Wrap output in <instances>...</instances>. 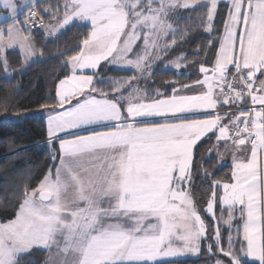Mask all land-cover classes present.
Wrapping results in <instances>:
<instances>
[{"label":"snow or ice","instance_id":"1","mask_svg":"<svg viewBox=\"0 0 264 264\" xmlns=\"http://www.w3.org/2000/svg\"><path fill=\"white\" fill-rule=\"evenodd\" d=\"M218 2L65 0L57 8L50 34L74 21L88 31L67 61L72 74L57 83L53 103L39 106L38 114L47 117L48 145L58 141L59 150L37 188L25 191L15 218L0 223V264H19L33 248L56 250L48 264H176L174 258L199 254L207 229L191 195V174L195 149L213 137L205 162L222 163L231 150L232 171L227 182L212 181L205 210L215 219L222 188L224 223L231 227L238 211L242 239L234 241L230 232L225 248L217 227L215 249L210 244L208 252L227 258L215 264H243L245 257L264 264V0H227L215 60L211 68L201 64L202 79L173 87L171 95L139 87L145 69L150 75L151 62L171 47L160 43L174 32L170 14L206 8L205 30L211 33ZM0 8L16 16L14 0H0ZM36 15L29 9L27 20ZM17 46L24 62L34 55L29 36L15 23L0 27V53ZM208 46L215 41L209 39ZM102 62L135 71L108 81L95 79L96 71L86 74ZM3 71L10 75L6 57ZM101 83H110L111 92L98 89ZM193 88L198 91L181 94ZM245 97L253 107L237 105L235 115L218 111L246 103ZM201 112L205 118L186 115ZM81 128L88 134L73 131ZM211 176L204 171L205 178Z\"/></svg>","mask_w":264,"mask_h":264},{"label":"trees","instance_id":"2","mask_svg":"<svg viewBox=\"0 0 264 264\" xmlns=\"http://www.w3.org/2000/svg\"><path fill=\"white\" fill-rule=\"evenodd\" d=\"M65 0H40L36 7L42 18L43 25L53 21L57 8H63ZM203 3V2H201ZM206 8L196 7L182 9L171 21L173 33L163 38L161 47L175 43L162 51L170 60L174 55L179 56L178 63L182 65L180 71L165 68L160 62L154 67L147 83V90L152 93L155 90L170 95L173 87L192 85L198 77V68L201 64L211 67L215 60L219 39L224 28V19L227 16L228 4H218V11L214 17L211 33L205 30ZM61 17L63 12L60 13ZM39 27L35 30H26L35 51L40 58L25 66H21V57L17 51H7L0 56V221L13 218L24 199L26 190L34 189L52 167L53 152H58L57 142L52 148L48 145L46 123L43 115L33 114L39 110V106L45 103H53L56 85L69 73L68 59L76 54L78 46L86 36L88 28L83 23H73L64 28L53 37L45 35ZM215 41V47L208 46V40ZM7 58L11 76L6 77L3 71V60ZM185 57L184 59H180ZM97 71L95 79L105 78L102 74L110 73L113 76L130 74L129 71L106 70L107 64ZM108 81V80H105ZM98 89L111 92L110 83L97 84ZM7 97L5 100L4 98ZM151 98V97H150ZM21 113L22 115H17ZM26 114V115H25ZM205 117V115L191 116L190 118ZM88 131L79 134H87ZM215 144V137L209 142L206 138L195 149V165L192 170L191 195L194 203L204 216L206 225V237L201 240V249L197 257L177 259L176 264H211L212 255L208 252V245H212L214 223L204 215V205L212 194V181L227 182L231 177V165L223 162L217 164L213 159L205 162L208 149ZM215 156V154H213ZM59 162V157L55 161ZM203 164V168L200 165ZM54 168H52V171ZM212 173L210 178L204 177V171ZM219 191V189H218ZM217 191V192H218ZM232 230L235 241L241 239L237 234V228ZM226 247V240H223ZM239 249L240 244H235ZM46 251L35 249L21 254L19 264H44ZM165 264V262L160 263ZM243 264H251V261H243Z\"/></svg>","mask_w":264,"mask_h":264},{"label":"rangeland","instance_id":"3","mask_svg":"<svg viewBox=\"0 0 264 264\" xmlns=\"http://www.w3.org/2000/svg\"><path fill=\"white\" fill-rule=\"evenodd\" d=\"M181 2H188V3H193V0H181ZM197 2L198 3H201V2H204V0H197ZM219 2H227V0H219ZM218 2V3H219ZM14 3L17 5V0H14ZM145 3H146V0H145ZM182 9H184V8H177L174 12H172L171 14H170V18H169V22L171 23V21H175V18H176V16L178 15V13L182 10ZM17 12H18V6H17ZM17 12H16V14H17ZM13 21H15V19H14V17H12L11 16V14H10V12L8 11V10H6V9H3V8H0V23L1 22H7V25L8 24H10V23H15V25H16V27H18V28H21L20 26H19V24H17V22H13ZM7 28V27H6ZM5 28V29H6ZM44 28H48V22H46L45 23V25H44ZM44 32V31H43ZM46 34H48L47 32H46ZM163 38V41L165 40V36L164 37H162ZM30 39V38H29ZM31 40V39H30ZM164 44H165V41H164ZM168 45H170V44H168ZM171 45H172V43H171ZM17 48H18V46H17ZM8 49H6L5 51H7ZM33 51H34V54H36L37 52H35V50H34V48H33ZM4 53L5 52H3V53H0V56L1 57H3L4 56ZM19 55H20V53H19ZM37 55H38V53H37ZM169 55V54H168ZM168 55H166V54H164V53H160V58L159 59H154L152 62H151V71L154 69V67L160 62V64L162 63L163 64V66L165 67V65H168V69H172V70H174V71H180L181 69H182V65L179 63V68H177L175 65H176V63H178V59H179V56H176V55H174L173 57H172V60H170L169 58H170V56H168ZM20 57H21V66L24 68L25 66H28L29 64H31L30 62L33 60L32 59V57L30 58V59H28L27 60V62H24V60H23V58H22V56L20 55ZM38 58H40L39 57V55H38ZM107 64V69L106 70H117V71H121V72H127V71H129L130 72V74H126V75H122V76H113L112 74H110V73H108V74H106V73H104V74H102V76L105 78V80H109L110 78L111 79H121V78H128V77H131L133 74H134V71L135 70H133V69H128V68H121V67H118V66H115V65H111V64H108V63H106V62H102L101 63V65L99 66V69L100 68H102L104 65L103 64ZM201 66V65H200ZM200 66H199V68H198V77H197V79H202L203 78V74L202 73H200V71H199V69H200ZM205 66V65H204ZM206 67H208V66H206ZM208 68H211V67H208ZM98 69V70H99ZM98 70H88V71H98ZM69 74L68 75H71L72 74V70H71V66L69 67ZM77 71H79V70H77ZM8 73H10V75L9 74H5L4 73V75L6 76V77H10L11 76V71H10V69L8 68ZM86 74H90V73H86ZM64 79V78H63ZM196 79V80H197ZM150 81V75H149V71H148V69H145V72H144V74H143V78H141L140 79V81H139V87L141 88V89H145L146 88V86H147V83ZM149 84V83H148ZM180 88V87H179ZM196 91H198V89H196V88H193L191 91H185V90H181V94H194ZM216 91H218L217 89H216ZM171 94H172V92H171ZM170 94V95H171ZM238 103H240L241 101H237ZM226 106V105H225ZM65 107H67V105L65 106ZM37 112H39V110H36V111H34V112H32L33 114H36ZM199 115H204L203 113H201V114H199ZM188 116H193V115H188ZM199 118H205V117H199ZM45 121L47 122V117H46V119H45ZM228 123V122H227ZM85 131H87V130H84V129H81V130H78V133H80V132H85ZM47 133V132H46ZM213 148V147H212ZM222 151V150H221ZM223 152V151H222ZM230 152V153H229ZM228 153L226 152V154H227V156L225 157V159L223 160V162H229V159H232V152H231V150L229 151ZM213 154H215V151L213 152ZM227 158H229V159H227ZM49 172V171H48ZM48 172H47V174H48ZM53 172V171H52ZM44 179V178H43ZM42 179V180H43ZM40 184V183H39ZM34 189H36V188H34ZM31 191V190H30ZM222 192H223V189L221 188V192H220V195L222 194ZM211 197V196H210ZM23 201V200H22ZM208 202V201H207ZM207 202H206V204L204 205V207H203V209H204V215L207 217V218H209V219H211L212 221H213V223H214V225H215V227H214V230H213V234H212V240H213V247H214V249H215V244H216V241L213 239V237H214V235H215V231H216V228L218 227L219 228V231H220V234H221V243L223 244V246L225 247V244L223 243V240H226L227 241V243H226V247L225 248H227L228 247V237H229V233L231 232V235H232V238H233V240L235 241V234H232V230L233 229H235L236 228V226L237 225H239V227H240V236H241V239H242V227H241V225H242V221L240 220V213L237 211L236 213H235V218L231 221V227L229 226V224H226V223H224V221L225 220H227L228 219V213H227V211H224V212H221L220 211V204H219V199H218V197H217V200H216V202H215V219H213V216L211 215V214H209L205 209H206V205H207ZM19 209V208H18ZM199 214L201 215V213L199 212ZM201 217L202 218H204V216L203 215H201ZM15 218V216L13 217V218H11V219H14ZM11 219H8V220H5V221H0V223H5V222H7V221H9V220H11ZM202 239H204V238H202ZM201 239V240H202ZM35 249H42V248H33L31 251H34ZM42 250H45L46 251V258L44 259V264H48V262H49V257H50V255L51 254H54L55 253V249H53L52 250V253H50L48 250H46V249H42ZM30 251V252H31ZM28 253V252H27ZM23 254V253H22ZM198 256V254H196V255H193V254H187V255H185V256H182V257H177V258H174L175 260H177V259H182V258H192V257H197ZM220 258V259H227L226 257H223L222 256V254H219V253H217L216 255H212V259H211V264H215V261H216V259L217 258ZM63 258V254H61V256L60 257H57V259H62ZM68 259L69 260H71V256L69 255L68 256ZM243 261H250L248 258H243ZM161 262H164V261H161ZM160 262V263H161Z\"/></svg>","mask_w":264,"mask_h":264},{"label":"crops","instance_id":"4","mask_svg":"<svg viewBox=\"0 0 264 264\" xmlns=\"http://www.w3.org/2000/svg\"><path fill=\"white\" fill-rule=\"evenodd\" d=\"M40 0H17V6H18V12H17V14H16V16L14 17V19H15V21H13V22H17V24H19V26L21 27V30L22 31H24V33H25V31L27 30V28L25 27V25L23 24V22H22V14H23V12L27 9V8H29V7H31V6H34V5H36V3L37 2H39ZM219 3H221V2H219ZM218 3V4H219ZM224 3H227V2H224ZM228 4V3H227ZM73 23H83V22H80V21H74ZM72 23V24H73ZM52 24H54V21H51V22H48V26H50V25H52ZM0 27H3V28H6L7 27V22H1L0 23ZM67 27V26H66ZM41 29H43L44 30V32H45V35L46 36H48V37H53V36H55V35H57L58 33H60L63 29H61V30H59L58 32H56L55 34H50V29L49 28H44V25L43 26H41ZM223 31H224V28H223ZM223 31H222V34H223ZM46 32L48 33V34H46ZM222 36V35H221ZM219 47V46H218ZM34 48V47H33ZM12 50H14V51H17L18 53H20L19 52V48H17V47H14V48H11V49H8L7 51H12ZM35 50V49H34ZM7 51H5V53L7 52ZM36 52V51H35ZM4 53V54H5ZM38 58V55H37V53L36 54H34L33 56H32V61L30 62V63H32V62H34L36 59ZM70 67V64H68V68ZM212 67V66H211ZM231 67V66H230ZM86 71V73H92L93 71H88V70H85ZM70 72V71H69ZM69 74V73H68ZM76 74H80L79 73V71H77V73ZM68 76V75H67ZM66 77V76H65ZM64 77V78H65ZM63 79V78H62ZM256 83L258 84L259 83V80H257L256 81ZM218 91H219V89H217ZM245 102H240V103H238V102H236V104H234V105H232V107H231V109L229 108V106L228 105H224L223 107H220L219 109H218V111L220 112V113H224V112H226V111H231L232 112V114L233 115H235L236 114V110H233V108L235 107V106H237V105H243ZM209 111H212V110H209ZM202 113V112H201ZM201 113H195V114H186V115H193V116H198L199 114H201ZM204 114V113H203ZM216 114V112L215 111H213V115H215ZM205 115V114H204ZM44 116V118L46 119V114L45 115H43ZM189 117H191V116H189ZM157 120H159V118H156ZM228 122V120L227 119H225L224 120V123H227ZM45 123H46V132H47V122L45 121ZM81 129H84V130H86L85 128H81ZM81 129H74L73 131H76V132H78V130H81ZM47 134V133H46ZM88 134V133H87ZM87 134H82V135H87ZM61 136L63 137L64 136V134H61ZM47 139H48V135H47ZM57 145H58V148H59V143H58V141H57ZM249 148H250V145H249ZM220 150H222V151H224V148H223V145H221V149ZM230 151V150H229ZM229 151H227V153L229 152ZM230 153V152H229ZM227 156V154H226V152H225V154H224V156H223V160L225 159V157ZM227 159H229V158H227ZM262 160H264V157H262ZM226 163H229L230 165H232V159H229V162H226ZM58 164H59V162H58ZM231 171H232V168H231ZM54 172H55V169L53 170V174H54ZM47 174V173H46ZM45 177V176H44ZM42 181V180H41ZM40 181V182H41ZM39 185V184H38ZM37 185V186H38ZM37 186L35 187V188H37ZM220 192H221V188L219 189V191L217 192V197H219V195H220ZM241 230V229H240ZM161 263H163V262H161Z\"/></svg>","mask_w":264,"mask_h":264},{"label":"built area","instance_id":"5","mask_svg":"<svg viewBox=\"0 0 264 264\" xmlns=\"http://www.w3.org/2000/svg\"><path fill=\"white\" fill-rule=\"evenodd\" d=\"M29 9H31L32 11H35L37 13V15L34 18H32L30 22L27 20V17L29 16ZM22 22L28 30H35V29H38L39 27H41V25L43 24V21H42V18L40 17L38 9L35 5L27 8L23 12ZM229 79H231V77H229ZM245 99H246V103H244L243 105H238V106L240 108H251V107H253L251 99L249 97H245ZM236 107L237 106H235L233 108V110H236ZM256 107H259V106L257 105Z\"/></svg>","mask_w":264,"mask_h":264}]
</instances>
